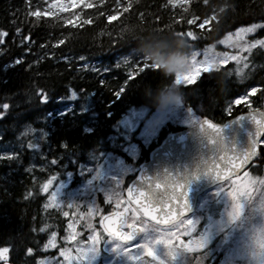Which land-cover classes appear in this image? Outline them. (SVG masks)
Wrapping results in <instances>:
<instances>
[{
    "label": "trees",
    "instance_id": "obj_1",
    "mask_svg": "<svg viewBox=\"0 0 264 264\" xmlns=\"http://www.w3.org/2000/svg\"><path fill=\"white\" fill-rule=\"evenodd\" d=\"M129 2L132 7L123 11ZM52 3L0 0V147L18 145L16 134L28 126L46 132L39 143L41 154L32 147L17 150L24 144L0 153V248L8 249L13 264L31 263L27 253L36 252L45 238L42 183L51 175L61 178L79 162L116 152L110 138L130 109L155 110L146 93L164 83L158 70L141 72L144 61H116L133 50L130 25L179 32L193 51L237 27L264 23V0H187L175 6L168 0H84L71 11L50 7ZM110 15L116 19L109 21ZM213 15L217 19L199 27ZM85 19L91 22L84 24ZM258 36H264V27ZM81 57L97 66H85ZM250 64L253 70L241 79L228 65L180 86L183 103L222 123L228 119L226 103L254 85L259 87L255 104L263 107L264 51L256 50ZM83 104L87 110L80 109ZM39 162L45 166L34 165ZM251 170L257 176L264 172L263 149Z\"/></svg>",
    "mask_w": 264,
    "mask_h": 264
},
{
    "label": "snow or ice",
    "instance_id": "obj_2",
    "mask_svg": "<svg viewBox=\"0 0 264 264\" xmlns=\"http://www.w3.org/2000/svg\"><path fill=\"white\" fill-rule=\"evenodd\" d=\"M181 2L187 3V0H168V3L172 4L173 6ZM69 3L71 7H76L78 3H84V0H69ZM205 3H207V0H205ZM91 6V4H84V7L86 8ZM50 7H58L60 11H66L69 7V4L62 3L61 0H53V3L50 5ZM131 7L132 4L129 2L128 6L125 7L123 11L127 12ZM220 10L223 11L224 9L221 8ZM32 14L37 17L40 15L39 12ZM114 19H116V16L110 15L108 17L109 21ZM215 19H217L215 15L210 18H206L204 19L203 23L199 25V27L204 28L205 25L209 24L210 20ZM90 22V19H85L83 21L84 24H88ZM187 23L193 24L194 20H188ZM257 27H260V25L252 24L246 28H239L236 33L237 41L243 40V34L251 33L255 31ZM3 35L4 33L0 32V37H3ZM187 35L189 37H193L192 32H188ZM228 39H231V36H229ZM220 43H225V41H220ZM257 44H259L261 47H264V40L254 41L251 44L245 41L242 46L239 44L236 46L240 47L241 51H248L252 48H255ZM81 59L84 58L81 57ZM244 59H246V57ZM229 60H234L237 64L241 62V58L238 55L230 56L228 53L209 54L208 50H206L204 59L197 63L196 54L193 53L192 70L183 75L178 74L175 78V83L177 85H180L181 83L192 84L201 74V72L207 73L213 70H218L220 65L227 64ZM244 67H247V64H245ZM148 68L156 69L157 66L144 63L143 67L140 68V71L143 72ZM237 74L239 75V71ZM130 77L131 74H129V78ZM252 91L255 92L256 89H252ZM119 94L120 92L116 93V95ZM242 99H244V97L235 100V103L240 104ZM4 107L6 108L7 105H4ZM241 118L242 117H237V119ZM247 118L255 123L256 130L250 139L247 150L240 153L231 151L223 144L222 139L220 138L221 129L216 124L209 123L207 120H204L200 125V127L205 130V134L210 139L213 137L217 138V147L215 155L212 158L202 160L200 162V164L197 166V173H202L206 177L210 176L215 181L223 180L225 175H227L229 179H231L232 176H236V179L232 180L230 190L227 192V197L230 198V210L227 209L229 223L235 222L241 218L247 201L251 199L252 193L255 191L254 186L257 183L264 184V180L257 181L255 178L249 177V173L247 171L243 173V177L238 175L239 168L247 164L252 157L256 156L258 138L261 135H264V113L255 114L253 112H249ZM205 125L207 126L206 128ZM53 163H55V161H53ZM195 176L196 174L194 173L192 176L185 175L183 178L176 176L163 177L160 183L155 185V189L153 190H159L161 192L158 201L156 197L150 193L128 189V199L126 201L124 210L116 211L111 215V217H104L102 220V224L104 220H107L108 222L107 226L105 227V232L107 233L108 237L112 238L114 241L130 242L133 240V237L136 233L150 232L152 234L153 232L159 230L157 226L168 225L169 230L166 233L162 232L161 238H152L147 240L145 243L137 244L135 246L141 251L137 252L134 259L139 260L141 255H146L147 257H150L152 261H155L156 264H164V261L160 259V255H158L156 252V245H163L164 248L168 250L167 255L173 259L176 258L180 249H183L186 252L202 249L204 246L203 237L190 239L187 243H184L179 238L181 233L170 230V228L174 227L176 224H186L188 228L184 229L183 234L188 236L191 235L189 229H194L195 227L193 221L181 219V217H184L187 209V193L185 191V186L190 183L191 180L195 178ZM53 179H55V177L43 185L44 191H48L49 188L52 187ZM58 191L59 189L56 188V190L51 193L50 200L57 198ZM127 205L132 206L133 218H135L137 213L142 214V216L145 218L143 226L137 227V225L134 223H128V217L126 213L129 211V208ZM71 206L72 204H69V207ZM119 206L120 205L118 202L117 207L119 208ZM65 215H68V213H65ZM149 220L154 222V225L151 228H149L147 223ZM125 226H127L130 231H122L121 229H123ZM41 231H43V229H41ZM52 235L54 237L55 233ZM89 240L91 241L90 247L79 252V255L75 258L76 264H86V261L95 253H97L99 247L101 246V240L99 237L93 235L89 237ZM49 244H52L51 240L49 241ZM256 244L261 249H264V237H257ZM117 248H119V245H117ZM117 248H114L113 251H117ZM7 252V248H0V260L4 259V254ZM122 252L127 253L128 249L123 248ZM61 255H64L66 259H70L66 251L62 252Z\"/></svg>",
    "mask_w": 264,
    "mask_h": 264
},
{
    "label": "rangeland",
    "instance_id": "obj_3",
    "mask_svg": "<svg viewBox=\"0 0 264 264\" xmlns=\"http://www.w3.org/2000/svg\"><path fill=\"white\" fill-rule=\"evenodd\" d=\"M249 27V26H248ZM242 28V27H241ZM246 28V27H245ZM238 30V29H237ZM254 32V31H253ZM236 33H230L225 36L221 41H225V43H219L220 46L227 47L230 49V52H223V50H216L215 46H208L206 50H208L209 54L214 53H228L231 55H238L239 57L245 51H241V48L236 46L237 44L243 45L244 42H247V38L252 35L251 33L243 34V40L237 41ZM231 36V39H228ZM264 40V39H263ZM254 41L247 42L251 44ZM257 46H260L257 44ZM261 47V46H260ZM203 52H195L197 63L204 59L205 51ZM127 58V57H125ZM124 58V59H125ZM234 60H229L231 62ZM236 62V61H235ZM225 65V64H223ZM185 84V83H184ZM132 115V114H131ZM126 116L120 123L121 128V135L126 136V132L130 128V122H132V116ZM167 121H175L174 125H184L188 126L194 124L196 118L187 113L185 109L182 108V105L179 104L173 108L167 109L163 112L158 111L153 115L150 121H145L138 137L143 142L145 146H148L156 137L158 131L167 123ZM24 136V137H23ZM44 133L36 132L31 129H27L23 132L22 136H19L18 141L16 142L18 145H7L0 147V153L6 154L18 146L24 144V146H30L34 141H41L44 138ZM19 149H22L20 147ZM37 149V148H35ZM124 153L127 154L129 157H135L138 155V149L135 145H129L124 148ZM35 152L32 153V156H35ZM44 166V164L42 165ZM135 166H133V162L126 164L122 161V158L117 157H108L105 164L96 168L95 170L91 171V176L88 179H84L81 182V185L78 189L70 190L65 193L66 185L65 183H60L57 187L59 189L57 193V198H61L62 195L65 194H76V195H83L82 193H91L99 192L104 194V198L102 201L103 207L109 206V209L116 210V211H123L124 207L126 206V202L122 196L121 192V185L123 184V180L125 176L131 174L135 170ZM90 170L87 166H82L80 171V176L87 174ZM251 177V176H249ZM252 178V177H251ZM71 178L68 177V182H70ZM264 180V178L260 179ZM259 181V180H257ZM231 183H225L221 186L216 187L215 189L208 192L205 196L202 197L200 200V206L204 203H210L211 200H217L215 203V207H211V223L212 219L216 220V227L218 230H222L226 226L229 225L228 216H227V209L230 210V198L227 197V192L230 190ZM255 191L252 193L251 198L256 197L260 193H264V184L257 183L255 186ZM56 190V189H55ZM54 190V191H55ZM219 193V194H218ZM85 195V194H84ZM90 195V194H87ZM119 202V208L117 207V203ZM93 203V202H90ZM95 204V203H94ZM220 205V207L218 206ZM89 213L88 216L90 219H98L100 217L101 209H98L96 205H88ZM91 210V211H90ZM247 211V216H242L239 220L235 221L236 225L231 228V230L227 233L225 239L221 243L222 249V263L221 264H233L236 261H242L243 264H264V261H260L254 257L253 253V245L254 241L252 239V233L254 228H259L264 226V218L260 217L259 215L253 214L250 209L245 205L244 212ZM243 212V213H244ZM191 220L194 224H197V214L193 215L192 217L186 219ZM139 223V226H143L142 221H136ZM149 228L152 226L148 225ZM188 228L186 224H177L174 227H171L170 230L173 232H179L180 240L186 243V241L190 239H195L197 236L194 233L193 229H189L191 235H184V229ZM44 229V228H43ZM159 229V228H158ZM169 228L166 229H159L152 234L150 232H143L141 237L137 239L131 245H122L114 240H106L102 246L99 247L97 253H95L92 257L87 260V264H136L137 259H134L137 252L141 251L140 249L136 248L137 244L145 243L147 240L152 238H161V233H166ZM97 236L101 240V236L92 232L91 236ZM53 237L50 238L52 241ZM91 245V241L89 240ZM119 245V248H117ZM52 244L46 246V249H50ZM90 247V246H89ZM114 248H117V251H113ZM128 249L127 253H123L122 249ZM87 249V248H86ZM82 249L80 251H83ZM167 249L164 248L163 245H156V252L160 255V259L164 261V264H183V253L181 250L178 251V254L175 259L167 255ZM140 258H146L149 261V264H156L155 261H152L150 257L146 255H141ZM53 261H45L44 259L38 260L36 264H57L55 259Z\"/></svg>",
    "mask_w": 264,
    "mask_h": 264
},
{
    "label": "water",
    "instance_id": "obj_4",
    "mask_svg": "<svg viewBox=\"0 0 264 264\" xmlns=\"http://www.w3.org/2000/svg\"><path fill=\"white\" fill-rule=\"evenodd\" d=\"M247 117L248 115H245L242 116L241 119L247 127V129L243 130L242 134L239 132L236 125L218 126L221 129L220 138L222 139L223 144L236 153L247 150L250 139L256 130L255 126L252 125L253 121H250ZM201 123L191 130L170 135L162 145L154 151L155 153L151 157L150 162L141 166V172L138 175V178L128 189L150 193L154 195L158 201L161 192L159 190H153L155 189V185L160 183L163 177L176 176L183 178L185 175L192 176L195 173V178L185 186V191L187 193V209L184 216H186L193 210L198 194L206 190L208 187L228 179V176L225 175L223 180L215 181L212 177H206L202 173H197L196 171L197 166L202 160L210 159L215 155L217 147V138L213 137L210 139L205 134V130L200 127ZM206 127L207 126L205 125V128ZM257 150L256 146V155ZM255 157L256 156L252 157L247 164L240 167L238 174L246 169ZM126 194L128 197V190ZM139 214L142 216L141 213ZM107 223V220H105V227L107 226ZM137 234L138 233H136L135 236ZM139 264H144V262H140Z\"/></svg>",
    "mask_w": 264,
    "mask_h": 264
},
{
    "label": "clouds",
    "instance_id": "obj_5",
    "mask_svg": "<svg viewBox=\"0 0 264 264\" xmlns=\"http://www.w3.org/2000/svg\"><path fill=\"white\" fill-rule=\"evenodd\" d=\"M128 37L133 44V53L149 65L157 66L164 83L146 93L148 102L158 111H165L182 103L184 92L175 83L178 74L188 73L193 68L191 45L178 32L142 28L130 25ZM246 206L253 214L264 218V193L247 201ZM257 237H264V226L254 228L253 253L256 259L264 261V249L256 244Z\"/></svg>",
    "mask_w": 264,
    "mask_h": 264
},
{
    "label": "flooded vegetation",
    "instance_id": "obj_6",
    "mask_svg": "<svg viewBox=\"0 0 264 264\" xmlns=\"http://www.w3.org/2000/svg\"><path fill=\"white\" fill-rule=\"evenodd\" d=\"M73 254L71 255V258H72ZM71 260V259H70Z\"/></svg>",
    "mask_w": 264,
    "mask_h": 264
},
{
    "label": "bare ground",
    "instance_id": "obj_7",
    "mask_svg": "<svg viewBox=\"0 0 264 264\" xmlns=\"http://www.w3.org/2000/svg\"><path fill=\"white\" fill-rule=\"evenodd\" d=\"M18 138H19V136H18ZM18 138H17V139H18ZM17 141H18V140H17Z\"/></svg>",
    "mask_w": 264,
    "mask_h": 264
}]
</instances>
